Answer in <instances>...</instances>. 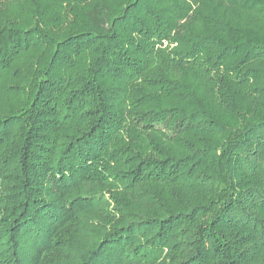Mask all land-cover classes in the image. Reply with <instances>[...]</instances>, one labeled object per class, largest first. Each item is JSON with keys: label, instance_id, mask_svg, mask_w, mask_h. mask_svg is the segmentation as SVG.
Wrapping results in <instances>:
<instances>
[{"label": "trees", "instance_id": "obj_1", "mask_svg": "<svg viewBox=\"0 0 264 264\" xmlns=\"http://www.w3.org/2000/svg\"><path fill=\"white\" fill-rule=\"evenodd\" d=\"M0 264H264V0H0Z\"/></svg>", "mask_w": 264, "mask_h": 264}]
</instances>
